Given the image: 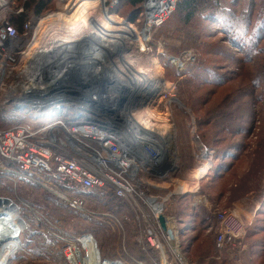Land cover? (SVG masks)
<instances>
[{
    "label": "rangeland",
    "instance_id": "1",
    "mask_svg": "<svg viewBox=\"0 0 264 264\" xmlns=\"http://www.w3.org/2000/svg\"><path fill=\"white\" fill-rule=\"evenodd\" d=\"M29 1L3 0L0 4V27L3 20L11 21L20 9L27 15V21L32 22L29 36L23 39V46L27 48L25 60L18 69L8 70L3 85H8L20 74L21 66L33 61L37 49L45 52L41 53L47 57L45 60L51 58L47 47L59 39L56 35L61 32L63 35L68 24L82 16L87 15L84 18L87 20L94 17L97 9L94 2L88 9L86 7V14L84 8L77 10L81 0H46L47 8L38 15L35 3L28 13L23 9ZM96 6L100 9L104 6L106 15L130 24L138 34V41L128 44L121 55L124 57L122 63L128 61L127 65L131 66L130 72L129 67L117 60L120 54L109 56L113 65L104 58L96 62L103 63L104 74L113 73L111 69H123L122 74H113L115 78V74H120L122 81L130 79L137 69L150 73V85L136 94L140 103L148 99L149 104L133 111V119L146 109L152 111L153 126L139 123L157 133L153 134L154 138L163 148L167 147L166 156L175 168L164 180L141 173L139 188L151 195L166 196L172 192L178 194L184 186L187 192L198 185L199 193L206 196L208 206L216 212H234L233 208L239 204L237 201L248 197L259 201L255 212L249 210L245 214L244 211L240 213L242 217L236 213L246 224L240 247L219 252L215 247L218 222L199 226L189 210L192 196L187 192L183 198L186 201H177L183 193L173 195L167 214L179 220L176 224L179 231H175L178 252L190 264H264V40L261 55L254 56V60L249 55L250 38L244 39L241 30L237 33L240 40H233L223 24L215 25L198 18L187 24L175 9L161 26L146 32L147 13L143 7L134 9L122 0L116 4L114 0H104L103 5L102 0H98ZM59 14V17L53 16ZM244 24L245 21L235 23L239 28ZM90 36L98 39L96 35ZM239 41L246 46L242 48ZM48 66L56 71L55 67ZM207 69L213 70V74H204ZM70 72L76 74L73 68ZM201 72L208 81L198 78ZM2 93L0 111H5ZM226 114L232 115L225 117ZM26 121L22 117H12L0 127ZM36 122L44 124L50 119L39 118ZM30 123L35 125V122ZM6 164L3 163L5 167ZM206 164L209 174L198 178L199 169ZM5 175L0 169V207L4 206L0 209V243L9 240L5 237L9 233L18 237V247L9 254L6 264H72L71 254L77 252L81 255L80 264H163L159 253L146 246L136 225L123 220L122 228L116 225V217L132 215L128 204L124 203L127 213L119 216L113 198L100 202V198L94 196L87 199L83 210H73L59 196L31 184L12 181ZM182 209L186 210V215L179 214ZM54 233L66 240L58 239ZM168 255L167 264H179Z\"/></svg>",
    "mask_w": 264,
    "mask_h": 264
},
{
    "label": "built area",
    "instance_id": "2",
    "mask_svg": "<svg viewBox=\"0 0 264 264\" xmlns=\"http://www.w3.org/2000/svg\"><path fill=\"white\" fill-rule=\"evenodd\" d=\"M177 2H143L147 13L144 26L151 25L149 32L168 19ZM21 12L22 9L17 13ZM31 28L32 22H25L20 35L10 21L3 20L0 27V92L3 91L5 104V111H0L1 119L28 120L0 129V169L5 177L43 188L59 196L73 210L85 208L88 193L103 199L113 192L133 211L121 219L115 216L117 226L122 228L121 220L136 225L146 246L159 253L163 264L168 263V254L174 262L190 264L178 252L176 218L167 214L168 203L175 193L151 195L139 188L141 173L161 180L170 176V171L162 176L154 174L166 162L167 147L161 148L147 128L137 127L138 122L129 120L132 112L144 103L138 101L139 96L108 82L110 75L104 74L103 63L95 67L97 73L103 74L101 80L98 75H90L86 79L83 76L80 80L71 77L59 81L54 79L60 75L58 72L51 71L46 63L41 67L33 59L21 66L20 74L12 82L3 85L8 70L18 69L25 60L27 48L23 39L29 36ZM180 63L176 64L180 66ZM76 70L73 69L74 73ZM62 71L66 70L59 73ZM100 85L107 89L104 93ZM126 106L130 109L122 114ZM39 118H48L50 122L40 124L36 122ZM2 162L8 165L5 167ZM181 193L183 190L178 192ZM216 216L219 224L216 249L222 252L239 248L246 230L244 221L231 211H218ZM161 217L165 218L166 230L162 228Z\"/></svg>",
    "mask_w": 264,
    "mask_h": 264
},
{
    "label": "bare ground",
    "instance_id": "3",
    "mask_svg": "<svg viewBox=\"0 0 264 264\" xmlns=\"http://www.w3.org/2000/svg\"><path fill=\"white\" fill-rule=\"evenodd\" d=\"M2 2H3V0H0V4H3ZM94 2H95L94 7L97 8L96 9L97 13H96V10H94L95 14L92 13L94 15V17L90 16L87 20V19H84L87 15L86 16L84 15L85 17H83L81 15L82 14L81 13L80 15L82 16V18L79 16L80 18L76 19V21H74L73 23L70 21L71 23L68 24V26L66 28L67 30H63V35H61V33H62L61 31H60L61 33H59L61 36L56 35V38H59V39L57 41H55L56 43L54 42V44L47 47L48 49L50 48L49 51H50V57L51 58L45 60V58H47V57L45 55L41 54V53H45V52H43V50L40 51L39 49H37V55L34 56L35 57L34 62L36 64L40 65L41 67H43V64H45V63L50 65L51 68L55 67L56 71H54V72L55 73L58 72L57 75L60 74L59 76H56L54 78L55 80L57 79L59 81H63L65 79H71V77L74 80L75 79L80 80L83 76H84V79H86L90 75H95V76L98 75L100 77V80H101L103 78V76H102L103 74L97 73L98 68H95V67H98L102 63L99 64L97 62H101L104 58V60H106L108 63L113 65L112 62H109V61H111L109 56L120 54V57L119 58L117 57V60L120 59L121 60L120 63H122V61H123L122 59L124 57H121V55L123 54L125 47L128 44H131L132 41L133 42L138 41V34L133 29V27H131V25L128 23L120 21L116 17L106 15L105 14L106 11L104 10V6L101 7L103 9H100V8H98V6H96L98 0H81V2H80L81 5H79L77 10L84 8L85 9L84 12H85L89 6H91L92 4L94 5ZM103 4H104V0H102V5ZM149 6L152 8L154 7L153 4H151ZM86 7H87V9H86ZM75 12H77V11H75ZM67 13H69V12H67ZM78 13H80V12L78 11ZM86 14H88L87 11H86ZM62 15H64V14H62ZM53 16L59 17L61 15L59 14V15H53ZM150 27H151V25L147 24L145 26L144 31H146V32L149 31ZM86 33H88L92 36L96 35V37H98V39L95 40L90 35L89 36L85 35ZM78 35H80V38H78ZM99 39H102V40H99ZM64 45H67V46H64ZM63 48H65L67 50H65ZM41 49H44V47L42 46ZM75 52H78V53H75ZM74 53H75V57L71 58L74 56ZM105 57H106V59H105ZM70 59H72V61H70ZM74 59H75V61H74ZM89 60H91V61L89 62ZM127 62L126 63L123 62L122 64L129 67L128 71L130 72L131 66L127 65ZM114 63H115V61H114ZM96 64H98V66ZM72 68L73 69L77 68L76 74H72V72L69 73V71ZM113 68H115V67L113 66ZM64 69L66 70L65 73H63V71L61 73H59V70H64ZM52 70L53 69H51V71ZM111 70H113L114 72L111 73V71H110L109 77L113 76V78H110L108 82H110L113 85H116L118 88L124 87L127 90L130 89V91H131V93H133V95H134V93L136 94V93L140 92L141 89L145 85L149 84L148 77L151 75L146 70L140 69L138 71V69H137V71L134 72L133 74L130 73L131 74V75L129 74L130 76L127 75V76H129L130 79H127V80L124 79L123 81H122V78L120 75L123 73V71H122L123 69L122 70L121 69H118V70L111 69ZM115 72L120 73L119 75L115 74L117 78H115V76L113 75ZM100 89L103 91L102 93H104L105 90H107L102 85H100ZM123 110H126V112H127L129 109L127 110L126 108H124ZM123 110H121V112H122V114L123 113L125 114V111H123ZM136 116L137 117H134V119H133V117L130 118V120L132 119L133 123L138 122L137 127L142 126L139 122H142L144 125H147L150 127L154 125V124L153 125L151 124V118H153L152 111H149L148 109H146V110L142 111V113L137 114ZM147 131L149 132V134L152 137H154L153 134H157L155 131H152V130L150 131V129ZM161 148H163V147H161ZM208 172H209V165H207V164L203 165V167H201L199 169L197 177L202 178V177L206 176L208 174ZM3 207H0V209H3ZM5 237H7L9 240L0 243V264H6L7 259L9 257V254L15 252V250L18 247V237H16L14 234H11V233L7 234ZM175 245H176L175 248H177V243H175ZM75 255L71 254L70 258L72 260V264H80L79 262L82 261L81 255L78 254V252Z\"/></svg>",
    "mask_w": 264,
    "mask_h": 264
},
{
    "label": "trees",
    "instance_id": "4",
    "mask_svg": "<svg viewBox=\"0 0 264 264\" xmlns=\"http://www.w3.org/2000/svg\"><path fill=\"white\" fill-rule=\"evenodd\" d=\"M262 1V0H261ZM259 2V0H178L176 10L181 16V19L184 23H193L196 18L200 19L201 21H210L211 23L216 24H223L226 26L227 33L233 37V40H240L239 35L237 34L238 31L241 30L243 33L244 39L250 38V52L249 55L253 57L261 55L262 49V42L264 40V2ZM123 3L127 4L131 8L140 10L142 8V4L144 0H122ZM33 3H35V11L38 15H40L46 8L47 4L46 0H31L24 4L23 9L25 12L28 13V10H31ZM131 19V18H130ZM137 19V18H136ZM28 17L24 13H20L17 16H13L11 18V23L17 28L19 32H23L24 23L27 22ZM134 20V17L132 18ZM245 21L246 24L239 28L236 27L235 23ZM254 27H253V26ZM235 29L237 32H235ZM239 29V30H238ZM254 29V30H253ZM263 32V33H262ZM239 45L244 48L243 41H239ZM264 48V47H263ZM207 72L198 73V78H204L206 81L209 78L203 76V73L206 75L213 74V70L207 69ZM212 83V82H211ZM217 83V82H215ZM231 116L232 114H226ZM223 117V115L221 116ZM5 122L0 118V124ZM6 123V122H5ZM10 123V122H7ZM10 128V126H8ZM8 127L0 129H7ZM228 126L226 125L225 128ZM242 128V127H240ZM217 152H215L216 155ZM223 155V154H222ZM222 166V165H221ZM209 174V172H208ZM207 174V175H208ZM222 175V174H221ZM88 198H92L97 196L96 194H87ZM221 196L223 193L220 194ZM98 197V196H97ZM100 198V197H98ZM113 198V203L116 205V211L118 212L117 215L121 216L126 214L125 205L122 200H119L113 192H109L106 198L101 199L100 202L107 201ZM184 196H179V199L182 200ZM186 201V199H183ZM186 208V206H185ZM189 210L193 214L196 221H198V225L202 227H207L208 225H212L211 222L213 221L212 217L207 216L202 210L196 207H190ZM189 211V212H190ZM116 212V213H117ZM120 212V214H119ZM180 215H186V210L183 212V209L179 211ZM182 231V230H181ZM23 243L24 240H21ZM139 252V251H138ZM9 259V258H8Z\"/></svg>",
    "mask_w": 264,
    "mask_h": 264
},
{
    "label": "crops",
    "instance_id": "5",
    "mask_svg": "<svg viewBox=\"0 0 264 264\" xmlns=\"http://www.w3.org/2000/svg\"><path fill=\"white\" fill-rule=\"evenodd\" d=\"M188 192L189 195L192 196V200L190 202V207H196L200 210H202L207 216H210L212 217L213 221L214 222H218L216 218H214V216H216V211H213L212 208H210L208 206V200L206 198V196L202 195L199 193V186H194L192 190H186ZM187 192H185V186H184V190H183V194L182 195H179V196H185L187 194ZM174 195H178L177 193H175ZM220 197H222L220 195ZM179 201L180 199L177 198ZM244 201V202H243ZM239 204L236 205L233 210H234V213L236 214L237 212L240 214H244V211H245V214L246 212L250 210V212H255V210H257V208H259V201H257V199L255 198H251V197H248L246 199H241V200H238L237 201ZM243 203V204H242ZM240 206H243V207H240ZM242 214H240V216L242 217ZM214 215V216H212ZM177 221V219H176ZM179 224V220L177 221V225ZM218 226L219 224L217 223V229H218ZM180 227V226H179ZM183 227V226H181Z\"/></svg>",
    "mask_w": 264,
    "mask_h": 264
},
{
    "label": "water",
    "instance_id": "6",
    "mask_svg": "<svg viewBox=\"0 0 264 264\" xmlns=\"http://www.w3.org/2000/svg\"><path fill=\"white\" fill-rule=\"evenodd\" d=\"M137 94V93H136ZM148 101V99H146V101H144V102H146L145 104H142V105H140V107H139V109H142L143 107H145L147 104H149V101ZM175 168L172 166V164H171V162H170V160L168 159V158H166V162L163 164V166L162 167H160V168H156L155 170H154V174L156 175V176H162V175H164L167 171H175L174 170ZM160 222H161V225H162V228L164 229V230H166V222H165V218L164 217H161L160 218ZM168 234H169V236L171 237V238H173L174 236H173V233L170 231V230H168V232H167Z\"/></svg>",
    "mask_w": 264,
    "mask_h": 264
}]
</instances>
